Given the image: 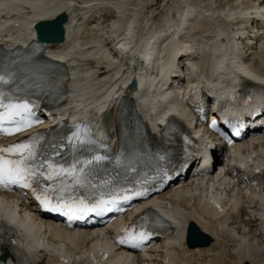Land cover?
I'll return each mask as SVG.
<instances>
[{"label":"bare ground","instance_id":"obj_1","mask_svg":"<svg viewBox=\"0 0 264 264\" xmlns=\"http://www.w3.org/2000/svg\"><path fill=\"white\" fill-rule=\"evenodd\" d=\"M258 1L0 0V18L4 19L0 33L2 29V35L13 34L17 40L20 35L22 39L33 34L31 28L39 20L66 13L69 20L65 40L49 44V48L60 53L70 67L72 100L67 108L76 107L94 117L105 110L113 114L115 104L127 95L145 109L151 104L161 122L174 111L167 107L172 104L165 102L168 95L161 92L162 84L179 67H187L188 77L205 81L206 87L222 93L228 85L242 86L243 77L251 76L244 66L256 68L264 76V33L249 22ZM103 12L114 15L106 27L100 23L105 18ZM246 35V42L253 47L240 41ZM150 46L156 48L154 59L158 61L152 60L150 51L146 57ZM132 78L138 87L127 91L126 84ZM249 86L256 87L251 83ZM259 89L264 91V86ZM147 111L144 114L150 117L151 112ZM231 161L234 165L235 159ZM256 185L257 192L246 189L245 193L232 195V205L225 202L230 194L224 188L223 193L221 188H215L213 197L221 199L223 194L225 199L221 215L205 210L192 193L170 200L175 208L177 235L168 242L171 248L162 249L164 256L149 258L159 264H264V213L259 215L258 208L252 205L257 204L256 199L264 203V178ZM7 218L18 223L10 214ZM31 221L28 235L20 229H9L20 243L8 246V257L14 264H46L45 255L37 257L25 249L29 235H35L37 247L59 253L67 261L65 264H73L81 256L87 235L75 237L53 229L49 223ZM189 223L210 236L212 241L207 248L191 249L185 245V227ZM101 245V241H96L92 248ZM134 262L141 264L138 259Z\"/></svg>","mask_w":264,"mask_h":264},{"label":"snow or ice","instance_id":"obj_2","mask_svg":"<svg viewBox=\"0 0 264 264\" xmlns=\"http://www.w3.org/2000/svg\"><path fill=\"white\" fill-rule=\"evenodd\" d=\"M259 15L264 17V9ZM58 94L55 74L47 65L28 58L23 64L14 61L12 66H0V135L12 136L42 124L37 115L41 98ZM224 123L236 130L235 124ZM210 126L217 128L215 119ZM46 132H33L23 141L0 146V189L16 186L30 190L45 210L70 220L88 213L121 212L123 203L134 196H146L142 186L147 181L137 180L139 187L122 186L131 183L127 173L137 170L138 161L121 151L110 166L108 154L94 151L96 142L86 125L77 123L64 133L54 129ZM158 159L165 157L158 155ZM125 160L127 163H123ZM121 168L125 169L123 173ZM160 171L164 179L170 178L167 171ZM122 231L118 243L136 247L151 235L147 222L138 232L129 228Z\"/></svg>","mask_w":264,"mask_h":264},{"label":"water","instance_id":"obj_3","mask_svg":"<svg viewBox=\"0 0 264 264\" xmlns=\"http://www.w3.org/2000/svg\"><path fill=\"white\" fill-rule=\"evenodd\" d=\"M67 21L65 14L59 15L55 20L40 22L35 25L37 39L43 42L59 43L64 40L63 24ZM131 88H136V82L132 81ZM208 238L198 233L197 230L191 226L188 230V245L194 247L197 245L204 246L208 243Z\"/></svg>","mask_w":264,"mask_h":264},{"label":"rangeland","instance_id":"obj_4","mask_svg":"<svg viewBox=\"0 0 264 264\" xmlns=\"http://www.w3.org/2000/svg\"><path fill=\"white\" fill-rule=\"evenodd\" d=\"M200 1H201V0H200ZM188 4H190V3H188ZM103 13H104V12H103ZM103 13H102V14H103ZM111 14H112V15H111ZM103 15H105V13H104ZM113 16H114L113 13L108 12L107 15H105V18L102 19V20H100V23H102V24L104 23V25H105L104 27H106L107 25H109V24H108V21H110V20L113 19Z\"/></svg>","mask_w":264,"mask_h":264}]
</instances>
